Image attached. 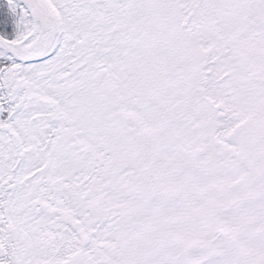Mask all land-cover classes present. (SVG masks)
Here are the masks:
<instances>
[{"label": "snow or ice", "instance_id": "6c2138e0", "mask_svg": "<svg viewBox=\"0 0 264 264\" xmlns=\"http://www.w3.org/2000/svg\"><path fill=\"white\" fill-rule=\"evenodd\" d=\"M0 264H264V0H0Z\"/></svg>", "mask_w": 264, "mask_h": 264}]
</instances>
